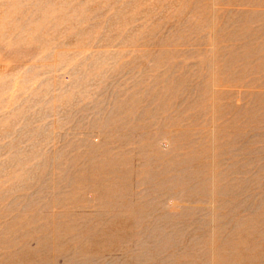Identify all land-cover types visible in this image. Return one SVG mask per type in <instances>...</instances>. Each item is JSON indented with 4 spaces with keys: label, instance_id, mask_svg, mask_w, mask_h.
Returning <instances> with one entry per match:
<instances>
[{
    "label": "rangeland",
    "instance_id": "1",
    "mask_svg": "<svg viewBox=\"0 0 264 264\" xmlns=\"http://www.w3.org/2000/svg\"><path fill=\"white\" fill-rule=\"evenodd\" d=\"M0 264H264V0H0Z\"/></svg>",
    "mask_w": 264,
    "mask_h": 264
}]
</instances>
